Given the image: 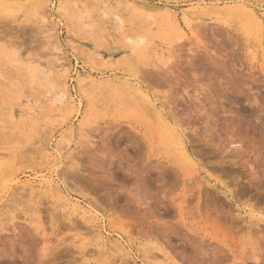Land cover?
Wrapping results in <instances>:
<instances>
[{
	"label": "rangeland",
	"instance_id": "obj_1",
	"mask_svg": "<svg viewBox=\"0 0 264 264\" xmlns=\"http://www.w3.org/2000/svg\"><path fill=\"white\" fill-rule=\"evenodd\" d=\"M138 1L175 10L180 19L200 0ZM54 2L63 8L0 0V208L8 203L0 219V264H144L151 253L160 263L164 251L177 264H264V31L235 9L215 19L195 15L180 35L168 30L163 13L123 11L120 17L131 24L126 35L146 37L145 49L133 56L103 0ZM237 3L264 7V0H220L214 7ZM52 18L58 23L53 36ZM57 37L76 49L72 54L65 45L63 65L71 67L69 91L82 99L75 117L51 101L64 89L50 73ZM98 46L111 60L96 71L108 70L104 78L112 83L78 92L76 73L88 71L81 65ZM13 53L35 59L44 74L36 70L35 77ZM47 77H55L53 88ZM116 80L149 93L168 127ZM87 113L91 120L80 126ZM178 136L189 162L173 146ZM56 142L65 156L58 175L64 188L90 204V219L129 243L131 253L102 248L96 231L87 233L71 210L61 212L50 193L32 197L28 188L16 189L17 178L47 173L53 161L46 152Z\"/></svg>",
	"mask_w": 264,
	"mask_h": 264
},
{
	"label": "bare ground",
	"instance_id": "obj_2",
	"mask_svg": "<svg viewBox=\"0 0 264 264\" xmlns=\"http://www.w3.org/2000/svg\"><path fill=\"white\" fill-rule=\"evenodd\" d=\"M190 1H192V0H190ZM218 1H220V0H200V1H197L195 3H191V8L188 11L182 12L180 19H179L178 13L175 10H170V9H166V8L162 9V10H156L154 7L149 6L146 1H144V2L138 1L141 4H138L140 6H136L135 5L136 0H103L105 5H110V7L112 9H114L115 18L118 21L117 22L118 24H116L117 27L114 31L116 34L118 33V31H123V32H121V35H122L123 39H125L127 41V44L129 43L128 48L130 49V53H132L133 56L135 54L138 55L139 53H141V51L143 49H145V46L147 44L145 42L146 37L137 35L138 37L136 39L135 37L133 38L130 35L129 36L126 35L124 29L126 26H130L131 24H126L124 19H122L120 17L122 15V14L120 15V13L123 11L127 12L130 10H134L133 12L140 13V10L145 9V11H146L145 13L149 16H153V15L163 13L162 14V15H164V17H163L164 21L163 22L169 26L168 30H171V29L173 31L175 30L176 32L175 31L174 32L177 35H180V33L182 31H184L186 29L187 30L191 29L190 27H192V24H193L192 22L194 20L193 16H195V15H197V16L198 15L199 16L200 15H203V16L213 15L210 18L215 19L216 17H220V16L227 17L226 16V15H228L227 13L232 12V10H229V9H235L239 13H246L249 17L250 23H252V25L259 28L261 31H264V9H262L264 7L262 5H260V4L257 5L258 3L256 5L255 4L254 5L253 4L244 5L243 3L242 4L237 3L236 5H234L232 7L230 6V8L219 9V8L214 7V5L218 3ZM39 3H42V4L44 3L45 4V5L43 4L44 6H46V7L48 6L51 9H52V7H54L56 9V11L63 8V5L61 6V4L56 5L54 0H39ZM211 3H213V6L208 5ZM44 6H43V8H44ZM45 8H44V11L42 12V14L49 16V14L46 12ZM260 9H262L261 12L259 11V13H257L258 10H260ZM49 23H50L49 24L50 27L48 30L51 32L50 35L53 36L54 35L53 31L56 30L58 23L55 22L53 20V18L49 21ZM116 34H113V35H116ZM56 40H57V46L55 45L54 46L55 48L53 47V49H54V51L55 50L57 51L58 57H56L54 59V63H53L54 66H52V70L48 67H46V68L49 69L48 71L51 70L50 73L54 74L55 77L57 76V77H60L62 79V86L64 89L61 92L55 93L54 97L51 99V101L53 103H55V102L56 103H59V102L64 103L63 105L65 107H67V109H68L67 114L70 115V117H73V116L75 117L79 114L80 108L82 107L81 106L82 105V99H81V96L79 98L74 97V95L71 94V92L69 91L70 89H68L67 81L65 78L67 76H69V74L71 72V67L70 66L63 67V65L68 62L67 57L69 56L65 51V45H67L70 49H72V51H73L72 54L75 53L76 49H74V46L72 44H70V42H68L69 40H66L65 45L63 44V42H61L59 37H57ZM100 45H102V44H100ZM125 45H126V43H125ZM101 48H103V47L102 46L96 47L94 49L92 55H89L86 57L87 62L86 63L84 62L85 64L83 63V65H81V67L83 69L85 68V66H89L90 68L88 67L89 68L88 71L85 74L76 73L77 76L74 78V80L76 82V85L79 86L78 89H76V90H78V92H82L83 91L82 88H84L86 85H91L93 90H97V89H100L104 85H109V83L111 82V80H109V79H111V77L110 78L108 77L109 79L104 78V76H105L104 74L106 72H108V70L107 71H99V72L96 71L97 70L96 68L98 67V65L105 64V63L107 64V62H109L111 60V59H107V57L105 56V52L103 50H101ZM132 55H130V56H132ZM130 56H128V58ZM64 57H65V59H64ZM130 58L132 59L133 57H130ZM34 60L35 59L20 56V55H18V53H13V61L18 62V63H24V62L27 63V65L31 69L30 70L31 73H33V75L35 77L37 76L36 74L38 73V72L37 73L35 72L36 70L40 71V73H42V75H43L44 71L42 69H39V67H37L38 66L37 62L35 65L33 64ZM94 60L95 61L97 60V61L95 62ZM55 61H56V63H55ZM32 64H33V66H31ZM44 70H46V69H44ZM93 72H96V73L98 72L100 76L99 77L93 76L92 75ZM55 77H53V78L55 79ZM54 79L49 78V77H47L45 79V81L48 82L46 84H48V85L50 84L49 85L50 88H53V86L55 84ZM112 81H113V79H112ZM116 83H118L117 80H116ZM118 84H119L118 85L119 89L122 88L123 90L125 89L128 91H133V93L135 95H138L141 97V99H144V103L146 102V104H148V106H145L146 109L153 113V115L155 116V118L158 122L161 123V121H163L164 116H162V114L160 113V110H158L155 99H153V97L149 93H147L146 91H144V89H142L141 87H139L137 85H133V84L125 83V82L123 85L122 81L119 82ZM110 88H112V87H110ZM141 107L143 108L144 106H141ZM82 120L83 121L80 123V126L84 125L85 123H87L88 121L91 120L90 113L89 114L87 113ZM165 124H167V123L164 122L162 127H164V126L168 127ZM171 129L169 131L168 128H166V134L168 132V134L166 136L170 137V139H171V137H173V130H171ZM174 133H175V131H174ZM171 141L173 142V146L175 147V149L178 150L180 158L183 159V160L182 159L181 160L184 162L186 160L188 161V154H187V151L185 150V148L183 146V142L181 141V137L178 136L177 138L172 139ZM57 142L55 143V146L53 148H51V149H53L52 152H49V153L46 152V156L48 158L52 157V161H53V163H51L52 167L48 169L47 173L39 174L38 176L36 175V178H38V179H36L35 177L27 178L25 180H21V179L17 178V180H15L13 182V184L17 186L16 189L28 188L30 191V195H32V197L34 194H37V193L40 194L41 191L50 193V198L52 199V201H54L56 206H61L60 207L61 212H64L66 210H71L70 212L76 214L75 217L76 216L79 217L87 225V227H88L87 233H90V234L93 233L94 234V232L96 231V234L93 235L94 236L93 239L96 242H98V244H101L102 248H104V249L107 248L109 252H112V251H115L119 248H122V249H125L128 254L131 253L132 249H131V245L129 243L123 242L120 239H112V237L109 236V232L104 229L103 225H100L97 221L90 219L93 215L92 214L93 209H92V206L90 204L89 205L87 203L83 204L76 197H74L66 188H64L62 181L60 182V179L58 178V175L60 172V170H59L60 166L63 163L65 156L60 152ZM39 143L41 145L43 143V141L40 140ZM45 144H47V143L45 142ZM170 145H172V144H170ZM7 191H8V187H6V189H4L3 193H5V197L9 198L12 194L9 193L6 195V193H8ZM34 196H36V195H34ZM3 197H4V194H3ZM2 201H4V200H2ZM5 201H9V200L7 199ZM6 206H8V203L3 205L2 208H0V219L7 212V209H5ZM247 214L250 217V219H252V217H254L249 213H247ZM13 217H12V219H13ZM250 223H251V221H250ZM11 226L13 227V224ZM84 243H86V242H84ZM98 244H96V247H100ZM85 247H86V245H85ZM95 249L97 251L98 248H95ZM95 249H94V251H95ZM100 249H101V247H100ZM108 251H107V253H108ZM105 252H106V250H105ZM99 254H101V253H99ZM102 254H103V252H102ZM87 255H91V252H89ZM109 255H110V253H109ZM161 255L164 257V260L162 259V262H160V263H157L156 261H154V259H156V257L158 258V256H156L155 254L151 253V254L144 255L143 256L144 261H145L144 264H177L174 261H170L172 259H170L171 256L169 257L167 252L164 251ZM110 258L112 259V257H110ZM152 261H154V263H152Z\"/></svg>",
	"mask_w": 264,
	"mask_h": 264
}]
</instances>
